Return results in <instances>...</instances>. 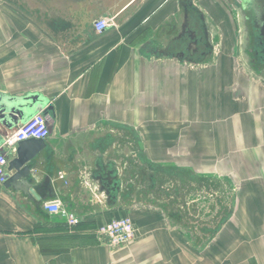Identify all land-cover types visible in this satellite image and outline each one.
Wrapping results in <instances>:
<instances>
[{
  "label": "crops",
  "instance_id": "0c3cea01",
  "mask_svg": "<svg viewBox=\"0 0 264 264\" xmlns=\"http://www.w3.org/2000/svg\"><path fill=\"white\" fill-rule=\"evenodd\" d=\"M260 15L264 0H0V105H31L11 129L29 97L51 107L38 199L0 183V264H264ZM124 216L135 238L111 247L95 229Z\"/></svg>",
  "mask_w": 264,
  "mask_h": 264
},
{
  "label": "built area",
  "instance_id": "2783aa9c",
  "mask_svg": "<svg viewBox=\"0 0 264 264\" xmlns=\"http://www.w3.org/2000/svg\"><path fill=\"white\" fill-rule=\"evenodd\" d=\"M109 26L108 19L97 18L93 21V29L102 32ZM49 135V127L45 115L41 112L34 114L25 122L11 129L0 144V183L5 181V169L8 164V157L5 152L12 149L18 142L34 138L45 139ZM46 208L53 213H60L66 221L69 229L78 225V219L71 213L61 209L60 203L55 201L48 204ZM97 236L111 247L121 246L130 243L135 238V228L129 217H119L98 226L95 229Z\"/></svg>",
  "mask_w": 264,
  "mask_h": 264
},
{
  "label": "water",
  "instance_id": "95a60500",
  "mask_svg": "<svg viewBox=\"0 0 264 264\" xmlns=\"http://www.w3.org/2000/svg\"><path fill=\"white\" fill-rule=\"evenodd\" d=\"M29 98L31 102L35 101L36 103L41 104L37 107L34 114L41 112L43 115H45L48 113V110L51 109V107L49 106L45 107V109L42 110L43 103L40 100L37 101V97ZM1 106L2 105H0V123L8 129H11L18 120L23 119V116L25 117V114H27V112L31 109V105H23L16 110L12 109V114L9 115L4 113L5 108H2ZM18 145L19 148L17 150V156L9 161L7 167V171L15 170V173L13 175H8L7 173L5 174L4 185L8 186L14 180H20L22 183L21 188L35 199H38L39 190L35 189L37 188V182H35V180L30 177L29 173L34 164L35 156L44 147L43 140L29 138L18 142Z\"/></svg>",
  "mask_w": 264,
  "mask_h": 264
},
{
  "label": "flooded vegetation",
  "instance_id": "af4514ba",
  "mask_svg": "<svg viewBox=\"0 0 264 264\" xmlns=\"http://www.w3.org/2000/svg\"><path fill=\"white\" fill-rule=\"evenodd\" d=\"M259 18L264 19V15H260ZM253 51L256 53V55H260L259 53L261 52V55L259 57L253 58L251 66L257 72L264 73V42H258V44L253 48Z\"/></svg>",
  "mask_w": 264,
  "mask_h": 264
},
{
  "label": "trees",
  "instance_id": "16d2710c",
  "mask_svg": "<svg viewBox=\"0 0 264 264\" xmlns=\"http://www.w3.org/2000/svg\"><path fill=\"white\" fill-rule=\"evenodd\" d=\"M64 224H65V222H64Z\"/></svg>",
  "mask_w": 264,
  "mask_h": 264
}]
</instances>
